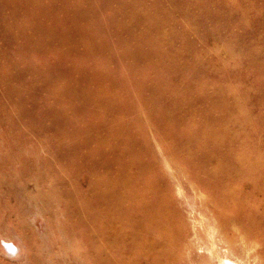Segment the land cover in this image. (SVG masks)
I'll use <instances>...</instances> for the list:
<instances>
[{
    "label": "rangeland",
    "instance_id": "374dc122",
    "mask_svg": "<svg viewBox=\"0 0 264 264\" xmlns=\"http://www.w3.org/2000/svg\"><path fill=\"white\" fill-rule=\"evenodd\" d=\"M0 264H264V0H0Z\"/></svg>",
    "mask_w": 264,
    "mask_h": 264
}]
</instances>
